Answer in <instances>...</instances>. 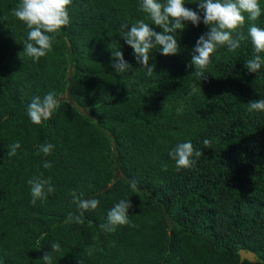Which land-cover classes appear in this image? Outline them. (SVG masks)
<instances>
[{
  "label": "trees",
  "instance_id": "trees-1",
  "mask_svg": "<svg viewBox=\"0 0 264 264\" xmlns=\"http://www.w3.org/2000/svg\"><path fill=\"white\" fill-rule=\"evenodd\" d=\"M197 2L185 0V7L199 12ZM19 3L0 0V264H43L53 243L62 250L53 264H252L240 263L239 250L264 264V113L247 107L264 98V65L246 69L250 40L234 52L218 47L197 77L189 64L209 28L186 22L177 33L180 53L154 48L148 76L120 33L123 23L142 19L162 33L140 0H72L70 24L35 62L19 56L28 33L12 15ZM255 23L264 28V15ZM115 41L132 73L111 66ZM53 91L59 107L34 125L30 101ZM187 141L204 155L177 170L168 153ZM47 143L54 145L49 156L39 152ZM41 172L55 192L33 205L27 181ZM73 191L100 202L82 224L64 223L76 213ZM120 199H130L137 227L106 233L100 225ZM90 246L92 257L84 254Z\"/></svg>",
  "mask_w": 264,
  "mask_h": 264
},
{
  "label": "clouds",
  "instance_id": "clouds-1",
  "mask_svg": "<svg viewBox=\"0 0 264 264\" xmlns=\"http://www.w3.org/2000/svg\"><path fill=\"white\" fill-rule=\"evenodd\" d=\"M72 0H20V3L12 10V15L23 22L27 29V38L23 44L20 58L27 56L35 62L47 56L53 49L57 34L70 24L69 6ZM185 0H140L139 9L146 14L147 19L161 28L162 33L153 30L145 20H138L129 25L123 23L120 28L121 38L133 49V55L138 64L146 71L148 76L155 72V65L149 63L152 50L159 48L164 56H175L181 51L177 39L178 31H183L186 22L199 26L201 22L208 26L209 30L201 35L193 49L192 60L189 67H194L192 75L204 76L205 70L211 65L212 57L218 47H226L234 52L241 46V41L250 40L253 55L246 60L245 67L250 73H257L264 65V28L255 23L264 15L260 0H198L199 12L185 7ZM201 13L203 14L201 16ZM250 21L247 36L241 31L245 23ZM118 42L109 44L112 55V67L116 73H132L133 66L125 60L124 54ZM206 78V77H205ZM204 78V79H205ZM59 107L56 93L49 92L43 99L33 97L27 107V115L34 125H42L49 120L53 111ZM250 112L264 113V98L247 104ZM211 144L208 139L203 140L207 148ZM21 147L19 141L8 146L9 158L17 155V149ZM54 145L41 144L39 152L45 156L52 154ZM175 161L177 170L191 169L196 166L198 160L204 155L200 149L194 148L191 141L181 142L168 153ZM50 161L43 162L44 169H51ZM167 170L166 168L164 169ZM30 186L31 203L38 200H46L55 192L51 178H45L43 172L27 181ZM133 191L138 190L135 180L129 181ZM73 203L76 205V213H69L64 223H83L84 213L96 210L99 207L98 199H82V194L75 191L71 193ZM133 207L130 199H120L107 212L105 223L100 225L106 233H115L120 227H132L135 225L129 215ZM52 252L45 254L43 264H53V254L61 252L59 243H53ZM96 252L94 246L85 249L84 254L92 257Z\"/></svg>",
  "mask_w": 264,
  "mask_h": 264
},
{
  "label": "water",
  "instance_id": "water-1",
  "mask_svg": "<svg viewBox=\"0 0 264 264\" xmlns=\"http://www.w3.org/2000/svg\"><path fill=\"white\" fill-rule=\"evenodd\" d=\"M239 260L242 263L244 260L248 261L249 263H256L255 254L250 251L239 250Z\"/></svg>",
  "mask_w": 264,
  "mask_h": 264
}]
</instances>
